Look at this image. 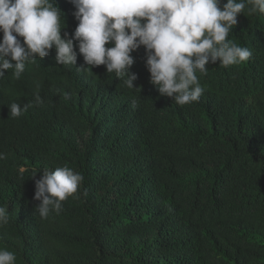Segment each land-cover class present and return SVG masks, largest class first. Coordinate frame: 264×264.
Masks as SVG:
<instances>
[{
	"label": "trees",
	"instance_id": "obj_1",
	"mask_svg": "<svg viewBox=\"0 0 264 264\" xmlns=\"http://www.w3.org/2000/svg\"><path fill=\"white\" fill-rule=\"evenodd\" d=\"M55 3L62 35L74 33V5ZM248 7L228 39L251 58L207 64L197 72L205 91L191 104L160 95L143 46L132 53L137 88L105 65L79 70L82 55L58 65L55 47L20 79L5 70L0 249L16 264H264V14ZM29 102L10 116L12 103ZM64 165L84 180L59 213L41 218L35 182Z\"/></svg>",
	"mask_w": 264,
	"mask_h": 264
},
{
	"label": "clouds",
	"instance_id": "obj_2",
	"mask_svg": "<svg viewBox=\"0 0 264 264\" xmlns=\"http://www.w3.org/2000/svg\"><path fill=\"white\" fill-rule=\"evenodd\" d=\"M70 2L78 24L74 33L63 31L62 35L66 23L55 0H0V78L13 69L14 78L20 79L26 63L47 57L55 47L58 65H76L82 55L79 70L105 65L107 73L123 78L126 87L137 88L132 53L143 46L150 82L161 96L183 106L197 102L205 91L197 72L207 74V64L219 61L220 66L229 67L251 58L250 49L228 39L246 5H250L247 15L264 14V0ZM36 101L43 102L38 91ZM32 106L31 102L23 107L12 103L10 116L19 117ZM3 159L6 154L0 152ZM83 180L81 173L67 165L44 170L42 179L35 182L34 199L40 201L35 212L41 218L59 213L62 202L78 192ZM7 223V211L0 207V225ZM0 264H16L15 253L0 249Z\"/></svg>",
	"mask_w": 264,
	"mask_h": 264
}]
</instances>
